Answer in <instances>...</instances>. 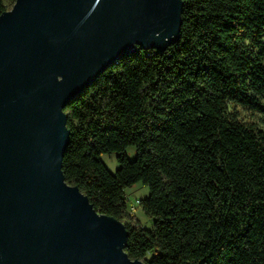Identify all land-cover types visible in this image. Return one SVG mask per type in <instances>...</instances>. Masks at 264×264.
<instances>
[{
	"label": "trees",
	"instance_id": "trees-1",
	"mask_svg": "<svg viewBox=\"0 0 264 264\" xmlns=\"http://www.w3.org/2000/svg\"><path fill=\"white\" fill-rule=\"evenodd\" d=\"M182 20L176 43L124 55L67 106L63 173L122 222L126 189L149 187L153 226L124 221L133 259L264 264V0H183Z\"/></svg>",
	"mask_w": 264,
	"mask_h": 264
},
{
	"label": "water",
	"instance_id": "water-1",
	"mask_svg": "<svg viewBox=\"0 0 264 264\" xmlns=\"http://www.w3.org/2000/svg\"><path fill=\"white\" fill-rule=\"evenodd\" d=\"M183 0H16L0 15V264H146L62 170L67 106L126 54L179 40Z\"/></svg>",
	"mask_w": 264,
	"mask_h": 264
},
{
	"label": "rangeland",
	"instance_id": "rangeland-1",
	"mask_svg": "<svg viewBox=\"0 0 264 264\" xmlns=\"http://www.w3.org/2000/svg\"><path fill=\"white\" fill-rule=\"evenodd\" d=\"M15 1L16 0H4L8 10L13 7ZM235 108L239 111L242 120L246 122H254L262 127L261 113L250 108H243L241 106H235ZM127 154L129 159L133 160L136 157V149L134 147L129 148ZM102 160L112 172H116L120 167V163L117 161L115 154H104L102 155ZM149 192V187L142 182H138L126 189L127 201L131 215L130 218L128 217L124 221H138L146 228H151L153 226V219L147 216L139 207V201L148 197Z\"/></svg>",
	"mask_w": 264,
	"mask_h": 264
}]
</instances>
